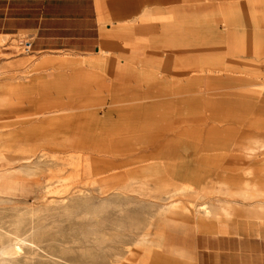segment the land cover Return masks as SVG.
I'll use <instances>...</instances> for the list:
<instances>
[{
    "label": "rangeland",
    "instance_id": "obj_1",
    "mask_svg": "<svg viewBox=\"0 0 264 264\" xmlns=\"http://www.w3.org/2000/svg\"><path fill=\"white\" fill-rule=\"evenodd\" d=\"M94 3L89 45L26 52L33 35H0V240H26L14 264H191L159 239L211 234L218 213L233 222L219 234H264V0ZM171 198L190 212L160 216Z\"/></svg>",
    "mask_w": 264,
    "mask_h": 264
},
{
    "label": "crops",
    "instance_id": "obj_2",
    "mask_svg": "<svg viewBox=\"0 0 264 264\" xmlns=\"http://www.w3.org/2000/svg\"><path fill=\"white\" fill-rule=\"evenodd\" d=\"M94 0H0V35H33L32 46L45 44L89 45L96 30ZM79 29L85 30L78 31ZM233 223V222H232ZM222 224L199 234L173 238L184 251L177 259L191 264H264V234H219ZM217 234V235H216Z\"/></svg>",
    "mask_w": 264,
    "mask_h": 264
},
{
    "label": "bare ground",
    "instance_id": "obj_3",
    "mask_svg": "<svg viewBox=\"0 0 264 264\" xmlns=\"http://www.w3.org/2000/svg\"><path fill=\"white\" fill-rule=\"evenodd\" d=\"M57 107H59V106H57ZM75 129L76 128H72V131H75ZM257 140H259L258 138H257ZM74 141V137H72L71 138V140H69V142H73ZM21 144V143H20ZM51 144H53V143H51ZM256 146H259L260 145V142L259 143H254ZM264 144V143H263ZM71 145V147H75V146H84L85 147V145L84 144H70ZM117 147H118V145H116ZM264 146V145H263ZM114 148H115V146H114ZM132 148L133 147H130V148H126L128 151H130V150H132ZM109 149V148H108ZM251 149V148H250ZM106 150V149H105ZM116 150V149H115ZM134 151H135V149H134ZM133 151V152H134ZM248 152V151H247ZM123 151H122V146H120L119 147V149L118 150H116V151H114L113 152V150H112V152L111 153H109V155L110 156H108V158L109 159H107V161H109V162H115L114 160H111L112 158H114V159H119L120 158V156H122L123 155ZM30 156V155H29ZM27 158V157H26ZM25 158V159H26ZM31 158V157H30ZM7 159V158H6ZM25 159L23 160L24 162H25ZM33 159V158H32ZM32 159H30V161H32ZM8 160V159H7ZM11 161H13V160H11ZM17 161V163H18V160H16ZM16 161H15V163H13V164H16ZM35 161V160H34ZM27 162V161H26ZM35 163V162H34ZM12 163L11 162H8V161H6L5 160V162H0V170L3 168V167H6V166H10ZM22 164H24V163H22ZM21 164V165H22ZM28 164V163H27ZM31 164H32V162H31ZM29 165V164H28ZM33 165V164H32ZM36 166H38V164L36 163L35 164ZM14 166V165H13ZM23 166V165H22ZM25 166V165H24ZM30 167H32V166H30ZM30 167H28L30 170H31V174H30V176L32 175V168H30ZM35 167V166H34ZM20 167H18V169H19ZM24 168V167H23ZM25 169V168H24ZM34 169V168H33ZM38 169V168H37ZM7 170V169H6ZM12 170V169H11ZM22 170V172L24 171L23 169H20V171ZM25 170H27V168L25 169ZM29 170V171H30ZM39 170V169H38ZM16 172H19L17 169L15 170ZM9 172H12V171H9ZM8 172V173H9ZM14 172V171H13ZM11 173V175L12 174H14V173ZM27 172V171H26ZM34 172H36V171H33V173ZM0 173H1V171H0ZM7 173V174H8ZM28 173V172H27ZM23 174V173H22ZM246 174L247 175H249V176H251V172L250 171H247L246 172ZM25 175H27V174H25ZM29 175V174H28ZM27 175V176H28ZM17 176H18V174H17ZM29 176V177H30ZM247 182V181H246ZM41 188V187H40ZM43 188V187H42ZM46 189V188H45ZM44 189V190H45ZM44 190H42V191H44ZM220 190V189H219ZM245 190L246 191H258L259 190V188H258V186L257 185H251V184H249V183H247L246 184V186H245ZM37 191V190H36ZM39 191H41V190H39ZM214 191V190H213ZM216 191H218V190H216ZM36 193H38V192H36ZM43 193V192H42ZM209 193V195L212 193V192H208ZM216 193V192H215ZM219 194H221V195H223V196H229V195H227L226 193H224V192H218ZM38 195V194H37ZM46 195V194H45ZM44 195V196H45ZM50 195V194H49ZM48 195V196H49ZM52 195V194H51ZM174 195V194H173ZM177 195V194H176ZM179 195V194H178ZM183 195H185V194H183ZM182 195V196H183ZM39 196V195H38ZM54 196V195H53ZM240 197H241V199H243L242 201H250V200H254V198L252 199L251 197H246L245 196V193H241L240 195H239ZM2 197V196H1ZM230 197V196H229ZM257 197H260V195H258ZM9 198V197H8ZM54 198V197H53ZM169 198H170V196H169ZM231 198V197H230ZM38 199H39V197H38ZM37 199V200H38ZM51 199V198H50ZM183 199V198H182ZM9 200V199H8ZM12 200V199H11ZM11 200H10V202H11ZM42 200H44V199H42ZM171 200H172V198H171ZM51 201V200H50ZM227 201H229V200H227ZM9 202V201H8ZM13 202V201H12ZM48 202V201H47ZM55 202H57V201H55ZM254 202V201H253ZM258 202V201H257ZM260 202V201H259ZM1 203V202H0ZM6 203V202H5ZM52 203H54V202H52ZM219 203H222V202H219ZM224 203V202H223ZM222 203V204H223ZM226 204V203H225ZM250 204V203H249ZM259 205H260V203H259ZM264 205V204H263ZM49 206V205H48ZM51 206V205H50ZM223 206V205H222ZM238 206V205H237ZM241 206V205H240ZM46 207H47V205H46ZM46 207H45V209H46ZM224 207V206H223ZM225 207H227V206H225ZM239 207V206H238ZM247 207V206H246ZM254 207V206H253ZM40 208V207H39ZM50 208V207H49ZM264 208V207H263ZM33 209H35V208H33ZM32 209V210H33ZM38 209V208H37ZM43 209V208H42ZM197 209V208H196ZM253 209H255V208H253ZM36 210V209H35ZM227 210V209H226ZM230 210V209H229ZM244 210V209H243ZM255 210H257V209H255ZM44 211V210H43ZM46 211V210H45ZM197 211V213L198 214H201L205 219H210V218H212L213 217V214H212V212H211V210L209 209V207L207 206V204H204V205H201L199 208H198V210H196ZM218 211V210H217ZM228 211V210H227ZM32 212V211H31ZM157 212V211H156ZM190 212V210H189V208L187 207V206H185L184 204H183V202L182 201H180V200H172V201H170V202H168L167 204H165V205H161L160 206V209H159V215L160 216H173V215H175V214H177V213H181V214H184V215H186V214H188ZM35 213H37L36 211H35ZM196 213V212H195ZM197 213H196V215H197ZM225 213V212H224ZM5 215V214H4ZM259 215V214H258ZM234 216V215H233ZM2 217V216H1ZM229 218H231V217H229L228 215H221V214H219L218 213V215L215 217V220H216V223L217 224H227L228 222H230V219ZM2 219V218H1ZM256 219H257V217H256ZM19 220V219H18ZM260 220H261V218H260ZM4 222V221H3ZM8 222V221H7ZM5 223V222H4ZM10 223V222H9ZM11 224V223H10ZM24 224V223H23ZM13 225H17V224H13ZM2 226V225H1ZM4 226V225H3ZM20 226V225H19ZM8 228H9V225L7 226ZM6 225H5V228H2V230L3 229H5L6 230ZM148 227H150L149 225H148ZM15 228H18L17 226L15 227ZM9 230V229H8ZM20 230V229H19ZM18 230V231H19ZM12 231V230H11ZM14 231V230H13ZM22 231V230H21ZM24 231H25V229H24ZM27 231V230H26ZM25 231V232H26ZM9 232V231H8ZM7 232V233H8ZM9 233H11V232H9ZM14 233V232H13ZM3 234V233H2ZM12 234V233H11ZM11 234H9V235H7V236H3V237H5V240L4 239H2L1 238V240H0V264H14V260L15 259H18V258H16V257H18V253H19V249H18V247L17 246H20L19 244H22L23 242H26V240L24 239V240H22L23 242L22 243H20V242H18L17 240H15V239H13L11 236L13 235H11ZM17 234L18 233H16V236L15 237H17ZM19 234H20V232H19ZM19 234H18V239H22V238H24V236L22 237V238H19ZM21 234H23V233H21ZM20 234V235H21ZM5 235V234H4ZM11 235V236H10ZM15 235V234H14ZM33 235V234H32ZM31 235V236H32ZM35 236V235H34ZM33 236V237H34ZM38 236V235H37ZM0 237H2V235H1V231H0ZM27 237H29V236H27ZM39 237V236H38ZM35 238V237H34ZM142 238V237H141ZM41 239V238H40ZM140 239V238H139ZM162 239V238H161ZM161 239H159V245L160 246H162V247H165V248H168L169 250H171V252L175 255V256H177V257H183L184 256V251L181 249V248H179V247H168L167 246V242H166V239H163L162 241H161ZM28 240V239H27ZM31 240V239H30ZM36 240H39V239H36ZM137 240V239H136ZM34 241H35V239H34ZM32 242V241H31ZM41 242V241H40ZM39 242V243H40ZM137 242V241H136ZM147 242V241H146ZM35 243V242H34ZM33 244V243H32ZM134 244V243H133ZM144 241H138V246L140 245V247L141 246H143L144 247ZM23 245H25V244H23ZM36 246V245H35ZM146 246V245H145ZM142 247V248H143ZM139 248V247H138ZM20 251H22V250H20Z\"/></svg>",
    "mask_w": 264,
    "mask_h": 264
},
{
    "label": "built area",
    "instance_id": "obj_4",
    "mask_svg": "<svg viewBox=\"0 0 264 264\" xmlns=\"http://www.w3.org/2000/svg\"><path fill=\"white\" fill-rule=\"evenodd\" d=\"M25 45H26V46H25V51H26V52L31 51L32 43H31V42H26Z\"/></svg>",
    "mask_w": 264,
    "mask_h": 264
}]
</instances>
